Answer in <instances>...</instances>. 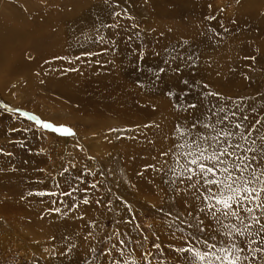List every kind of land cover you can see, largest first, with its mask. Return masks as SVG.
Segmentation results:
<instances>
[{
	"label": "rangeland",
	"instance_id": "374dc122",
	"mask_svg": "<svg viewBox=\"0 0 264 264\" xmlns=\"http://www.w3.org/2000/svg\"><path fill=\"white\" fill-rule=\"evenodd\" d=\"M240 4L241 0H0V8L7 9H0V15L14 13L15 6H24L30 13L39 8L38 15H46L49 7L60 13L68 10L74 16L61 20L59 28L72 31L85 21L79 25L85 27L84 32L75 36L71 56L80 60L89 54L105 60L90 70L98 72L101 81L91 78V83L84 78L80 86L85 90L74 89L78 96L74 107L62 101L63 92L57 93L53 84L47 86L46 79L25 83L12 75L3 82L9 84L0 97V264H187L188 254L177 249L188 247L189 241L195 243L192 236L224 239L213 231L217 226L210 216L199 212L202 201L196 199V189L188 190L190 182L177 178L170 169L178 173L184 163L177 155L180 149L174 147L182 143L177 126L204 120L206 114L211 115L209 109H225L212 117L215 122L227 116L220 127L240 123L244 129L255 127L264 134V14L247 18ZM192 29H203L207 41L199 46L188 36ZM227 48L231 52L221 78L211 67L203 69L207 56ZM180 53L185 61L177 62L182 59ZM39 85L48 92L36 91ZM121 86L135 98L138 93L148 97L152 91L154 103H168L166 148L156 141L153 144V138L151 144L144 141L149 131L141 129L140 136H134L137 124L147 129L162 116L145 102L137 105ZM192 104L197 107L189 108ZM62 109L69 114L60 117ZM28 117L69 128L74 135L45 129ZM25 127L41 132L36 136L38 146L35 139L29 142L18 137L24 136ZM150 152L159 156L153 171L147 167ZM197 226L206 231L200 233ZM237 239L243 247L249 238ZM246 254V264H264L261 253L246 249Z\"/></svg>",
	"mask_w": 264,
	"mask_h": 264
},
{
	"label": "snow or ice",
	"instance_id": "6c2138e0",
	"mask_svg": "<svg viewBox=\"0 0 264 264\" xmlns=\"http://www.w3.org/2000/svg\"><path fill=\"white\" fill-rule=\"evenodd\" d=\"M196 107L195 104L189 105V108ZM208 111L211 115L206 114L204 120H195L187 127L177 126L182 143L174 147L180 149L177 155L184 163L178 173L174 168L170 171L177 178L189 181V187L196 189V199L202 201L199 212L210 216L217 226L213 231H218L224 239L217 241L215 235L192 236L195 243L189 241L188 247L177 251L188 254L187 264H246L249 260L246 249L264 255V134L255 127L244 129L240 123L220 127L227 116L215 122L212 117L225 109ZM28 118L53 132L74 135L69 128L57 127L35 117ZM198 128L204 131H198ZM253 131L255 137L251 136ZM203 224L204 221L200 220L199 225ZM253 226L254 232L250 231ZM197 230L204 233L206 228L197 226ZM238 237L249 239L242 247ZM252 245L257 247L252 248Z\"/></svg>",
	"mask_w": 264,
	"mask_h": 264
},
{
	"label": "bare ground",
	"instance_id": "6f19581e",
	"mask_svg": "<svg viewBox=\"0 0 264 264\" xmlns=\"http://www.w3.org/2000/svg\"><path fill=\"white\" fill-rule=\"evenodd\" d=\"M16 0H14L15 2ZM19 1V0H17ZM41 1V0H40ZM55 1V0H54ZM96 2H98L99 0H94ZM242 1V4H240L241 7H243V10L244 11L243 13H246L247 15V18H248V15H263L264 14V0H241ZM21 2V1H20ZM65 2V1H64ZM152 2V1H151ZM157 2V1H156ZM185 2V1H184ZM183 2V4H185ZM195 2V1H193ZM25 3V2H24ZM31 3V2H29ZM39 3V2H38ZM44 3V2H42ZM72 3V2H71ZM100 3V2H99ZM155 3V2H154ZM159 3V2H158ZM169 3V2H168ZM187 3V1H186ZM14 4V3H13ZM69 4V3H68ZM74 4V3H73ZM95 4V3H94ZM163 4V3H162ZM172 4V3H171ZM8 5V4H7ZM17 5H18V2H17ZM77 5V4H76ZM86 5V4H85ZM161 5V4H160ZM168 5V4H167ZM67 6V5H66ZM71 6V5H70ZM74 6V5H73ZM84 6V5H83ZM166 6V5H165ZM172 6V5H170ZM175 6V5H174ZM177 6V5H176ZM179 6V5H178ZM186 6V5H185ZM39 6H37L36 8H38ZM61 7V6H60ZM69 7V5L67 6ZM50 8V7H49ZM49 8H46L45 12H48L46 15H38L39 13H41L38 9H35V10H32L34 13H30L29 11H27V9L24 7V6H15L14 7V11L13 9H11L14 13L12 14H8L7 15H0V97L5 95V92L7 90V86H8V82L5 84L3 83L4 81H9L8 79L14 75L15 76H20L22 77L20 79L19 82L22 81L23 79V82L26 83L25 80H32V79H46L47 82V86H50L51 84H53L56 88V92H63V94L61 95L60 98H62L61 100L64 101V102H69L71 104V107L73 106H76V104L78 105V101H77V98L78 96L75 95L74 93V89H77L80 84L82 83L83 79L86 78L88 79L90 82H91V78L92 80L95 79V82L97 81H101L100 79V75L98 72H94L92 71L91 73V68L93 66H95V64L97 65V62L99 63H104L105 60H98V59H95L91 56H84L85 58L84 59H80V60H75L74 59V56L72 57V52H73V49H74V46L76 44L75 42V36L76 35H80V33H82L83 29L85 27H82L83 29H80L79 24H77L78 26L76 27H72L74 28L75 30H69L67 29L65 31V29H61L59 28V22L63 19H66L67 17H73L74 15H70L69 14V11H63L62 13H60L58 11V9H55L54 11L52 9H49ZM75 8V7H74ZM171 8V7H169ZM178 8H181V7H178ZM177 8V10H178ZM1 10L3 9L4 11H7V9L5 7L3 8H0ZM41 9V8H40ZM174 9V7H173ZM207 9V8H206ZM30 10V8L28 9ZM73 10V9H72ZM93 10V9H92ZM169 10V9H168ZM241 10V8H240ZM3 11V12H4ZM44 11V10H43ZM74 11V10H73ZM155 11V10H154ZM170 11V10H169ZM168 11V12H169ZM172 11V10H171ZM179 11V10H178ZM183 11V10H181ZM197 11V10H195ZM205 11V10H204ZM203 11V12H204ZM75 12V11H74ZM174 12V11H173ZM193 12V11H192ZM198 12V11H197ZM240 12V11H239ZM6 13V12H5ZM80 13V12H79ZM167 13V12H166ZM175 13V12H174ZM181 13V12H180ZM194 13V12H193ZM241 13V12H240ZM4 14V13H3ZM34 14V15H33ZM177 14V13H176ZM175 14V15H176ZM179 14V13H178ZM184 14V13H183ZM187 14V13H186ZM164 15H166L164 13ZM171 15V14H170ZM79 16V15H78ZM174 16V15H173ZM183 16V15H182ZM185 16V15H184ZM189 16V15H188ZM195 16V15H194ZM243 17L245 16L244 14L242 15ZM156 17V16H155ZM178 17V16H177ZM246 17V16H245ZM78 18V17H77ZM252 18V17H251ZM254 18V17H253ZM76 19V18H75ZM81 19H85V18H81ZM165 19V18H164ZM180 19V18H179ZM250 19V18H249ZM256 19H258L256 17ZM90 20V19H89ZM160 20V19H159ZM198 20V19H197ZM202 20V19H201ZM260 20H261V17H260ZM87 21V20H86ZM248 21V20H246ZM263 21V20H262ZM69 22L71 23L72 22V19L69 20ZM68 22V23H69ZM85 22V21H84ZM82 22V23H84ZM89 22V21H88ZM171 22V21H170ZM186 22V21H185ZM67 23V21H66ZM94 23V22H93ZM127 23V22H126ZM39 24V30H37L36 28V25ZM75 24V22H74ZM62 25V24H60ZM70 25H73V24H70ZM68 25V26H70ZM82 25V24H81ZM80 25V26H81ZM163 25V23H162ZM192 25V24H190ZM67 26V25H66ZM189 26V24H188ZM87 28V27H86ZM131 28V27H130ZM196 28H202V26L200 25H197ZM195 28V29H196ZM159 29V28H158ZM191 29V28H190ZM170 30V29H169ZM193 30V29H192ZM164 31V30H163ZM175 31V30H174ZM182 31H185V28L183 30L180 31V33L182 34L183 32ZM190 31V30H189ZM84 32V31H83ZM177 33V32H176ZM178 35L177 39L180 40L181 38V35ZM189 33V32H188ZM169 34V33H168ZM170 35V34H169ZM188 36L193 40V41H196V43H202V42H206V37H205V34L203 32V29L202 31L198 32L196 30H193L191 31ZM77 37V36H76ZM188 37V38H189ZM187 38V39H188ZM167 39V38H166ZM173 40V38H171ZM184 39V38H183ZM165 40V39H164ZM176 40V39H175ZM210 40V39H209ZM162 41V40H161ZM166 41V40H165ZM184 41V40H182ZM170 42V41H169ZM158 43V42H157ZM178 43V42H177ZM189 43V42H188ZM195 43V44H196ZM156 44V43H155ZM158 44H161V43H158ZM191 44V43H190ZM189 44V45H190ZM208 44V43H207ZM178 45V44H177ZM188 45V46H189ZM192 45V44H191ZM194 45V44H193ZM197 45V44H196ZM197 45V46H198ZM133 46V45H132ZM200 46V45H199ZM77 47V46H76ZM185 47V46H184ZM190 47V46H189ZM157 48V47H156ZM193 48V47H192ZM108 49V48H107ZM151 49V48H150ZM170 49V48H169ZM172 49V48H171ZM187 53H189V48H187ZM191 49V48H190ZM159 50V49H158ZM168 50V49H166ZM165 50V51H166ZM193 50V49H191ZM190 50V51H191ZM200 50V48L198 49ZM202 50V49H201ZM184 50H182L183 52ZM186 51V50H185ZM253 51V50H252ZM95 52V51H94ZM93 52V53H94ZM167 52V51H166ZM172 52V51H171ZM179 52V50H178ZM177 52V53H178ZM231 50L230 48H227L226 50L222 51V52H218L217 54L215 55H210V56H207L206 60H205V66H203V69L207 68V70L211 69L216 72V76L217 78H221L222 75H223V70H222V66L225 65L226 63V60H228V55H230ZM197 53V51H196ZM77 54V53H76ZM81 54V53H80ZM87 54V53H86ZM99 54V53H98ZM154 54V53H153ZM166 54V53H165ZM182 54V53H180ZM199 54V53H198ZM197 54V55H198ZM96 55V54H94ZM101 55V53H100ZM99 55V56H100ZM103 55V54H102ZM186 55V54H185ZM192 55H193V52H192ZM157 56V55H156ZM178 56H179V53H178ZM185 57L183 54L181 55V57ZM204 56V55H203ZM78 57V56H77ZM181 57H179L181 59ZM182 57L181 60H178L177 62L179 61H185L184 58ZM230 57V56H229ZM227 58V59H226ZM78 59V58H77ZM194 60H196L195 58H192ZM177 60V59H176ZM187 60V58H186ZM189 62V61H188ZM198 62V61H196ZM195 61L192 62L193 64L196 63ZM98 63V65H99ZM202 63V62H201ZM191 64V62H190ZM145 65V64H144ZM148 66V65H147ZM177 66V65H176ZM226 66V65H225ZM194 67V65L192 66V68ZM100 68V67H99ZM190 68V69H192ZM195 68V67H194ZM77 69V70H76ZM140 69V68H139ZM188 69V68H187ZM226 69V68H225ZM95 70V69H94ZM102 70V69H100ZM104 70V69H103ZM194 70V69H193ZM121 71V70H120ZM135 71V70H134ZM173 71V70H172ZM189 71V70H188ZM89 72V74H88ZM133 72V71H132ZM137 72V71H136ZM135 72V73H136ZM171 72V71H170ZM194 72V71H192ZM85 73V75H84ZM213 73V72H211ZM113 74V73H112ZM154 74V73H153ZM176 74V73H175ZM191 74V75H190ZM220 74V75H219ZM146 75V74H144ZM151 75V73H150ZM155 75V74H154ZM153 75V76H154ZM174 75V74H173ZM190 76H192V73L190 72L189 73ZM208 75V74H207ZM215 75V74H214ZM152 76V75H151ZM152 76V77H153ZM160 76V75H159ZM157 76V77H159ZM163 76V75H162ZM161 76V77H162ZM142 77V76H141ZM167 77V76H166ZM173 77V76H172ZM138 78V77H137ZM175 78V76H174ZM182 78V77H181ZM184 78V77H183ZM189 77H187V80ZM211 78V77H210ZM215 78V77H214ZM112 79V78H110ZM156 79V78H155ZM159 79V78H158ZM167 79V78H165ZM177 79V78H176ZM190 79H193L190 78ZM169 80V79H168ZM110 81V80H109ZM159 81H162L159 79ZM180 81V80H179ZM94 82V83H95ZM149 82V81H147ZM172 82V81H171ZM92 83V82H91ZM158 83V81H157ZM24 84V83H23ZM23 84H20V88L23 87ZM79 84V85H78ZM127 84V83H126ZM161 84V83H159ZM41 85V84H40ZM38 87V89H36V91H41L42 94H45L44 91L48 92L47 90L43 89L42 87ZM163 85V83H162ZM169 85H172V84H169ZM33 87L35 86L34 84L32 85ZM42 86V85H41ZM159 86V85H158ZM161 86V85H160ZM159 86V87H160ZM80 88H82L83 90H85L83 87L80 86ZM121 88L125 91L127 97L131 98L133 97V93L131 91H128L127 89H125L123 86H121ZM172 88V87H171ZM30 89V87H29ZM156 89V88H155ZM158 89V88H157ZM169 89V88H168ZM136 90V89H135ZM150 90V89H149ZM152 90V88H151ZM173 90V88H172ZM32 91V90H31ZM35 91V89H34ZM79 91L81 92V89H79ZM158 91V90H157ZM166 91V90H165ZM29 92V90H28ZM164 92V91H163ZM153 92L150 91L148 93V97H146V95H140L138 93V97L134 98L135 102L137 105H142V102H145L147 103L149 106H150V109H155V111L157 112V114H160L161 113V116L160 118H158L157 120L153 119L152 120V124L153 126H149L147 127V129H144L145 126L143 127H140L141 125L140 124H137L135 126L134 123V126H135V133H134V136L136 138H138L141 133V129H142V132H148L149 131V134L147 137H145L143 140L144 141H149L153 138V144L154 142H158V144H160L162 147H165V144H164V140L165 138H167L166 136L169 135L168 134V127H167V124H166V112H167V109H168V103H164L163 101H160V102H156L154 103L153 102V98L150 94H152ZM167 93V92H166ZM21 94V93H20ZM52 94V93H51ZM79 94V93H78ZM85 95V93H84ZM106 95V94H105ZM150 95V96H149ZM154 96V95H153ZM107 97V96H106ZM142 97V99L140 100L139 98ZM81 98V97H80ZM91 100V99H89ZM94 100V99H93ZM92 100V102H93ZM114 100V99H113ZM122 100V99H121ZM130 101V99H129ZM142 101V102H141ZM158 101V100H157ZM125 102V101H124ZM126 103V102H125ZM132 103V102H130ZM88 105L91 106V102L88 101L87 102ZM128 104V103H127ZM93 105V104H92ZM113 105V104H112ZM145 105V104H144ZM69 106V105H68ZM146 108H147V105H145ZM36 107V106H34ZM101 107V105H100ZM143 108V107H142ZM145 108V110H146ZM148 109V111L150 110ZM64 109H62V113L61 114H58L60 117L61 116H66L68 115L69 111L68 112H65L63 111ZM199 110V109H197ZM143 111V110H142ZM196 111V110H195ZM202 111V110H201ZM200 112V110H199ZM197 111V113H199ZM138 113V112H137ZM183 113V112H182ZM102 114V113H101ZM196 114V113H195ZM144 115V114H143ZM147 115V114H146ZM181 116V115H180ZM106 117V116H105ZM120 117V116H119ZM122 117V116H121ZM125 117V116H124ZM145 117H148L145 116ZM178 117V116H177ZM100 118V116H99ZM111 118V117H110ZM166 118V119H165ZM148 119V118H147ZM15 120V119H14ZM83 120V119H82ZM111 120V119H109ZM121 120V119H120ZM136 120V118H135ZM149 120V119H148ZM16 121V120H15ZM132 121V120H131ZM134 121V120H133ZM145 121V119L143 120ZM150 121L149 120V124H150ZM59 122V121H57ZM62 122V121H60ZM59 122V123H60ZM107 122V121H106ZM130 122V121H129ZM169 123V121H168ZM19 124V123H18ZM148 124V125H149ZM166 124V125H165ZM105 125V124H104ZM130 125V124H128ZM170 125V124H169ZM161 126H165L166 127V130L165 129H161ZM28 128L25 127V133L23 132L24 130L21 129L20 132L21 133H24V136L20 134V136L18 137H22L23 139H27V141L29 142H32L34 139L36 141L37 138V134L40 135L39 132H36L34 131H29L27 130ZM23 130V131H22ZM37 130V129H36ZM18 133V131H17ZM27 133H29V135H27ZM139 135V136H138ZM138 136V137H137ZM43 137V136H42ZM41 137V138H42ZM31 138V139H29ZM21 139V138H20ZM135 139V138H134ZM140 139V138H139ZM152 141H149L150 144ZM33 142V143H34ZM132 142H136L135 140H133ZM34 144H37L34 143ZM42 144V143H40ZM39 144V145H40ZM131 144V143H130ZM137 143H135L134 145L136 146ZM148 144V143H147ZM144 145V144H143ZM38 146V144L36 145ZM123 146V145H122ZM126 146V145H125ZM149 146V145H148ZM40 147V146H39ZM132 147V146H131ZM150 147V146H149ZM158 147V146H157ZM140 148V147H139ZM148 148V147H147ZM156 148V147H155ZM154 148V149H155ZM150 148H148V151H149ZM152 149V148H151ZM153 149V150H154ZM159 149V148H158ZM168 149V148H167ZM164 150V149H163ZM162 150V151H163ZM144 151V150H143ZM161 151V152H162ZM153 152V151H151ZM148 154V158L151 160V163L149 162V165L147 166L148 167V170H151L153 171L155 169V164L157 165V162L159 161V156L158 158H156L153 154ZM160 152V153H161ZM146 153V152H145ZM166 153V152H164ZM142 155V154H141ZM163 155V154H162ZM154 156V157H153ZM167 156V155H166ZM158 160V161H156ZM134 164V163H133ZM132 164V165H133ZM131 165V164H130ZM135 165V164H134ZM133 165V166H134ZM151 166H153L152 168H149ZM132 166V167H133ZM131 167V168H132ZM129 170V169H128ZM131 170V169H130ZM137 171V169H136ZM130 172V171H129ZM132 172V170H131ZM134 172V171H133ZM138 172V171H137ZM151 173V172H150ZM153 174V173H152ZM133 175V174H132ZM129 176V174H128ZM151 177V176H150ZM153 177V176H152ZM151 177V178H152ZM149 179V178H148ZM150 180V179H149ZM153 181V179H152ZM152 183V182H151ZM156 183V182H155ZM154 183V184H155ZM153 184V185H154ZM183 186V185H181ZM184 187V186H183ZM182 187V189H183ZM181 189V190H182ZM188 190L189 189V185H188ZM157 191V190H156ZM185 191V190H184ZM194 191V190H192ZM138 192V191H137ZM195 192V191H194ZM186 192H184V195H187L185 194ZM188 193V192H187ZM193 193V192H192ZM183 194V192H182ZM183 195V196H184ZM189 195V194H188ZM194 195V193H193ZM182 196V195H181ZM187 198V197H185ZM182 200V199H181ZM184 200V199H183ZM182 200V201H183ZM186 200V199H185ZM9 201V200H8ZM187 201V200H186ZM10 202V201H9ZM185 202V201H184ZM183 202V203H184ZM186 204V203H184ZM5 210V209H4ZM56 218V217H55ZM54 218V219H55ZM58 220V219H57ZM62 220V219H61ZM60 222L57 223V225H60L59 224ZM68 224V223H67ZM73 226V225H72ZM58 228V227H57ZM64 228V226H63ZM72 228V227H71ZM59 229V228H58ZM74 229V228H72ZM57 232V231H55ZM68 232V231H67ZM65 233V231H64ZM71 234V233H70ZM57 237V236H56ZM59 237V236H58ZM71 238L73 237V241H74V236H70ZM68 241V240H67ZM76 241V240H75ZM66 242V240H65ZM63 243V242H62ZM73 243V242H72ZM74 244V243H73ZM78 245V244H77ZM61 246V245H60ZM71 247V246H70ZM68 248V247H67ZM70 250V249H69ZM72 250H70L71 252ZM75 251V250H74ZM73 253V252H72Z\"/></svg>",
	"mask_w": 264,
	"mask_h": 264
}]
</instances>
